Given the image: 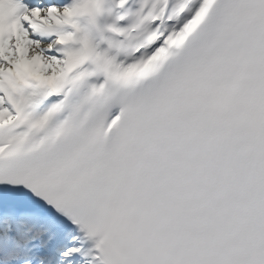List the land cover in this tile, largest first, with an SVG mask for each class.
I'll use <instances>...</instances> for the list:
<instances>
[{
    "label": "snow or ice",
    "instance_id": "6c2138e0",
    "mask_svg": "<svg viewBox=\"0 0 264 264\" xmlns=\"http://www.w3.org/2000/svg\"><path fill=\"white\" fill-rule=\"evenodd\" d=\"M0 264H264V0H0Z\"/></svg>",
    "mask_w": 264,
    "mask_h": 264
}]
</instances>
